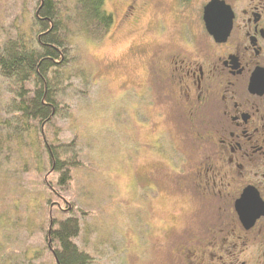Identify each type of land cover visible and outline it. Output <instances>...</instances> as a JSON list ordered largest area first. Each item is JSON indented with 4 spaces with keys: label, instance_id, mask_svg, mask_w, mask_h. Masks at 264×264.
I'll return each mask as SVG.
<instances>
[{
    "label": "rangeland",
    "instance_id": "rangeland-1",
    "mask_svg": "<svg viewBox=\"0 0 264 264\" xmlns=\"http://www.w3.org/2000/svg\"><path fill=\"white\" fill-rule=\"evenodd\" d=\"M36 2L0 0V41L31 34ZM205 2L188 0L189 19ZM104 5L114 22L100 38L72 34L71 60L59 82L66 108L46 126L47 141L64 143L65 153L80 160L71 183L59 188L64 198L52 197L61 202L60 207L52 203L53 213L82 217L76 241L97 264H231L242 259L251 264L264 247L263 232L245 233L229 192L220 197L219 185L209 188L204 182L203 187L193 174L203 170L209 153L206 126L188 110L176 81L177 63L170 62L171 55H185L188 49L178 33L165 36L154 22L162 18L167 32L178 27L174 1L105 0ZM171 68L175 73L168 84ZM10 95L0 76L1 118L10 116L2 109ZM28 140L18 153L11 148L8 156L0 154V258L23 260L39 251L49 262V191L42 178L57 175L47 173L42 142L38 153ZM65 200L85 213L60 209L68 206Z\"/></svg>",
    "mask_w": 264,
    "mask_h": 264
},
{
    "label": "flooded vegetation",
    "instance_id": "flooded-vegetation-1",
    "mask_svg": "<svg viewBox=\"0 0 264 264\" xmlns=\"http://www.w3.org/2000/svg\"><path fill=\"white\" fill-rule=\"evenodd\" d=\"M172 1L178 27L167 32L162 18L154 22L156 31L165 36L178 33L188 49L185 55H171L170 62L177 63L176 81L188 110L197 112L206 126L209 153L203 170L193 174L203 187L204 182L209 188L219 185L220 197L229 192L245 233L264 234V214L246 226L235 206L246 189L264 203V0H224L226 10L216 20L218 37L208 30L204 18L210 0L190 19L185 11L188 0ZM221 24H230L228 33H222ZM174 73L172 68L166 73L168 84ZM250 262L264 264V247ZM231 264H247V260Z\"/></svg>",
    "mask_w": 264,
    "mask_h": 264
},
{
    "label": "trees",
    "instance_id": "trees-1",
    "mask_svg": "<svg viewBox=\"0 0 264 264\" xmlns=\"http://www.w3.org/2000/svg\"><path fill=\"white\" fill-rule=\"evenodd\" d=\"M104 4L105 0H37L36 27L31 34L17 33L0 41V76L11 92L2 104L10 116L0 117V129L6 132H0V154L8 156L11 148L18 153L26 144V137H29L27 144L39 153L38 141H41L49 162L47 173L57 175L42 178L49 191L46 202L50 215L45 239L51 259L47 262L38 251L23 260L1 257L0 264H97L94 254L76 241L82 230V217L74 213L60 216L53 213L52 203L60 207L61 202L52 197L64 198L59 188L71 183L73 167L80 160L75 153H65L64 143L49 142L45 135L46 126L66 108L61 102L63 86L59 82L61 72L71 60L72 34L80 32L95 39L104 36L114 22L113 12ZM66 203L68 206L60 209L85 213L74 201Z\"/></svg>",
    "mask_w": 264,
    "mask_h": 264
},
{
    "label": "water",
    "instance_id": "water-1",
    "mask_svg": "<svg viewBox=\"0 0 264 264\" xmlns=\"http://www.w3.org/2000/svg\"><path fill=\"white\" fill-rule=\"evenodd\" d=\"M226 3L224 0H210L204 7V18L208 30L218 37V26L216 23L217 15L226 10ZM222 33H228L230 24H221ZM236 210L244 225L251 226L257 217L264 214V203L256 199L255 195H251L246 189L240 198L236 201Z\"/></svg>",
    "mask_w": 264,
    "mask_h": 264
}]
</instances>
